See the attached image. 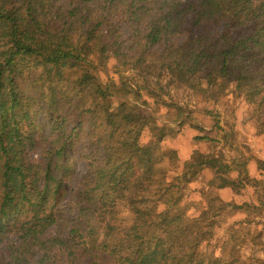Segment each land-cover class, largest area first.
I'll return each instance as SVG.
<instances>
[{"label": "trees", "instance_id": "1", "mask_svg": "<svg viewBox=\"0 0 264 264\" xmlns=\"http://www.w3.org/2000/svg\"><path fill=\"white\" fill-rule=\"evenodd\" d=\"M232 86L264 136V0H0V264H246L250 238L264 251V201L219 194L261 187L247 163H180L167 146L186 113L171 90Z\"/></svg>", "mask_w": 264, "mask_h": 264}, {"label": "rangeland", "instance_id": "2", "mask_svg": "<svg viewBox=\"0 0 264 264\" xmlns=\"http://www.w3.org/2000/svg\"><path fill=\"white\" fill-rule=\"evenodd\" d=\"M134 72L129 68L125 75L132 76ZM167 103L182 105L186 108L183 128L177 137L174 135L168 138V148L177 151L180 163L188 161L195 152L205 155H215L221 157L229 165L234 161L247 163V171L250 176L259 178L261 187L256 190L248 188L240 194L232 191H220L223 198L228 203L239 205L247 203H257V200L264 201V164L260 167V161L264 163V136L258 132V124L254 118L253 109L232 86L222 97L212 99L203 93H196L189 89H173L170 96L165 97ZM162 113L169 111L170 116H159L165 123L172 124L169 118L175 119L174 108L166 109L164 105L159 106ZM39 123L43 129L48 131L49 122L44 116L39 117ZM179 123H177L178 125ZM199 137H208L209 140L198 141ZM79 172L84 173V167L79 165ZM180 169V165L177 164ZM213 178V173L205 171L203 176L194 182L189 189L195 191L204 187L207 181ZM259 190V191H258ZM261 191V192H260ZM245 208V207H244ZM247 211L248 208L246 209ZM253 212V210H251ZM245 215L240 214L236 218L224 217L222 220L227 224H232L234 219L238 221L244 219ZM259 221L258 218H256ZM254 228V227H253ZM261 227L252 230V234L260 235L256 238L264 243V232ZM242 236V235H241ZM252 238L246 241V245L240 251V255L246 264H264V251L251 243ZM245 242V241H244Z\"/></svg>", "mask_w": 264, "mask_h": 264}]
</instances>
